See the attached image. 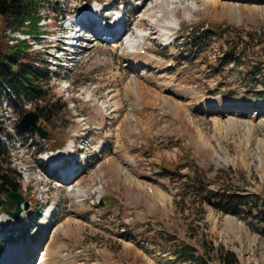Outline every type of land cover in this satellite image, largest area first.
I'll return each instance as SVG.
<instances>
[{
    "label": "rangeland",
    "instance_id": "374dc122",
    "mask_svg": "<svg viewBox=\"0 0 264 264\" xmlns=\"http://www.w3.org/2000/svg\"><path fill=\"white\" fill-rule=\"evenodd\" d=\"M93 1L129 6L127 32L117 42L90 36L82 42L67 69L42 82L45 97L33 101V109L44 108L38 123L48 137L18 131L26 152L0 158L2 168L17 173L12 180L30 188L26 197L37 199L41 213L21 231L26 224L0 202V228L6 229L0 264H191L173 251L182 244L216 261L204 243L232 252L238 264H264V226L255 218L264 205L223 213L202 193L255 194L264 201V4L147 0L138 12L141 4L131 0H56L37 12L51 18L47 33H57L60 16L69 11L72 21ZM153 11L158 18L151 20ZM172 16L177 26L165 46ZM2 22L0 52L6 53L1 32L9 25ZM39 32L34 24L29 29ZM141 32L145 40L136 54L145 50L152 66L137 63L125 42ZM194 34L199 39L192 42ZM227 47L236 51L233 60ZM72 145L70 159L80 173L67 180L73 183H60L41 158ZM68 185L84 194L73 195ZM45 205H51L48 214ZM36 238L26 263L20 250Z\"/></svg>",
    "mask_w": 264,
    "mask_h": 264
},
{
    "label": "trees",
    "instance_id": "16d2710c",
    "mask_svg": "<svg viewBox=\"0 0 264 264\" xmlns=\"http://www.w3.org/2000/svg\"><path fill=\"white\" fill-rule=\"evenodd\" d=\"M250 1L255 4H264V0ZM35 5H37L35 0H0V18L3 19L2 25L6 22V25L20 27L25 20H29L31 22V27L33 24L38 27L37 22L40 18L34 13ZM191 37L190 41L192 42L199 39L195 34ZM234 50L235 49L231 47H227L226 53L229 54L230 60H233L235 57L234 53L236 51ZM7 51L8 52L6 53L0 52V86H6L13 92L14 95H12L13 97L11 98V101L14 103L15 107H17L23 99H26L28 102H35L44 98L45 95H43L41 84L43 81L47 80V73H45L44 70L35 67L32 62L28 60V45L21 43L12 48L7 47ZM241 64L246 63L243 61ZM252 68V73H255L254 69L256 70L257 67ZM259 77V83L263 87L259 95H264V75L261 74ZM254 80L256 79L254 78ZM35 110L38 112L39 116H41L44 108H36ZM29 131L33 132L32 129H29ZM6 155V149L0 141V158L6 157ZM1 163L2 161H0V202L4 204L5 208L13 209L14 206L8 202L7 196L11 192L21 194L22 189L19 187L18 183L12 180L13 177L10 176L14 175V177H17V173L14 170H5L1 167ZM207 190L208 189L202 191V193H205L206 195L205 200L209 203L212 202L211 204L223 213L237 214L243 205L249 206L250 208L257 207L259 202L264 205V201L255 194H241L238 192L213 193ZM34 204L35 209H32L30 213L33 214V216L31 215L29 220L36 222L37 220L35 218L39 217L40 214L38 212L36 199L34 200ZM255 218H257L264 226V213L262 211H260ZM22 222L26 224L25 221ZM28 226L29 225L26 224L25 229L22 228L20 230L27 231ZM206 245L204 243L203 251H212L216 261L210 256L205 257L195 255L196 249L188 244L177 245L174 247L173 251H179L178 258L181 261H189L191 264H238L237 259L232 252H228V250L223 247H211L212 249H210L209 245H207V247Z\"/></svg>",
    "mask_w": 264,
    "mask_h": 264
},
{
    "label": "built area",
    "instance_id": "2783aa9c",
    "mask_svg": "<svg viewBox=\"0 0 264 264\" xmlns=\"http://www.w3.org/2000/svg\"><path fill=\"white\" fill-rule=\"evenodd\" d=\"M38 1H40V4L43 5L45 3H48L50 0H38ZM38 14L42 15V18H44L46 15L43 12H38ZM49 21L50 20L47 19L42 20L39 23V26L41 28L45 27ZM26 25H29V22H25L24 27L21 29L7 28L3 31L2 35L10 45L16 44L18 41H24V42L27 41V43L31 44L33 48L35 49L40 48V45L36 43L35 38H33L31 35H26V33L23 31L26 30ZM39 38L44 39L45 37L41 35L39 36ZM47 61H49V59ZM50 67L53 68L55 67V65H53L52 63ZM9 96H11L9 89H0V141L2 145L6 148L8 153L9 154L12 153V155H14L16 153L26 152V142L23 141V137L17 130V123L19 120V116L15 113L13 106L10 104ZM19 106L23 110H30L32 108V104L30 102H26V99H23L22 103L19 104ZM23 133L26 134L28 132H23ZM40 154L41 153H38L37 156H40ZM43 158L44 156L41 158V160H43ZM28 188L22 187L23 192L31 193L30 189L29 191L27 190Z\"/></svg>",
    "mask_w": 264,
    "mask_h": 264
},
{
    "label": "bare ground",
    "instance_id": "6f19581e",
    "mask_svg": "<svg viewBox=\"0 0 264 264\" xmlns=\"http://www.w3.org/2000/svg\"><path fill=\"white\" fill-rule=\"evenodd\" d=\"M129 1V0H128ZM145 1H147V0H143V1H139V0H131V2H133L134 4H135V6L137 7V6H139V4H141L137 9H136V11H138V12H140V10H141V6L144 4V2ZM130 2H128V4H129ZM146 5V4H145ZM135 7V8H136ZM145 6H143V8H144ZM206 7H213V3H211L210 5H206ZM91 8V7H90ZM92 10V11H91ZM96 12H97V9H96V6L94 7V8H91V9H89V13H84V14H82L81 16H84L85 18H89L87 15H90L92 18H94V16L96 15ZM157 11H153L152 13H150V14H148L147 15V17L149 18V19H151V20H153V19H157L158 18V16H157V13H156ZM79 17V16H78ZM123 17V16H122ZM85 18H83L82 19V23L84 24V26H86V20L87 19H85ZM77 19V17L76 18H73L72 19V21H74V20H76ZM117 19L118 18H116V19H114V21L112 22V23H106V27H109L110 29H111V33H112V35L114 36V40H113V42H117L118 40H120L121 39V37L124 35H121V33H118V34H115V33H113V30H114V24H115V22L117 21ZM70 21H71V19H69ZM69 21V22H70ZM71 21V22H72ZM177 22V19L175 18V16H172V21H168L167 22V25H168V28H166L165 30H166V32H165V34H164V39H167V37L173 32V30L172 29H174L175 28V26H176V23ZM94 26H97V23L95 22L94 23ZM103 30H105V29H103L102 27H100V29H99V31H103ZM129 38V39H128ZM128 38H126V44H127V47H128V50L131 52V53H133L134 55H133V58L135 59L136 57L138 58V61H137V63L139 62V64H140V61H141V64L140 65H148V66H152L153 65V63L155 62L154 60H151L150 58H147L148 56H146V54H144V55H140V53H139V57L137 56V54H136V52H137V49H138V47H139V45L141 44V42L142 41H144L145 40V35H144V33H132ZM74 39V38H73ZM70 44H72V42H70ZM142 48V47H141ZM139 58H140V60H139ZM146 59H149L148 61H146ZM65 154H67V149H64V150H59V151H57V152H55V153H52V154H50L49 155V157L47 158V160H49V162H55V161H57L60 157H63V156H65ZM73 179L71 180V181H68L67 183H70V182H72L73 183ZM66 184V183H65ZM69 186V189L70 188H72V185H68ZM68 189V192H70V193H72L73 195H75V196H80V195H83L84 194V191L82 190V189H73V190H69ZM75 193V194H74ZM42 224H46V220H43V222H42ZM38 241H39V239H35V240H33L32 242H30L29 243V247L28 246H26V247H22L21 248V250L20 251H22L19 255H20V257L22 258V259H24V258H26L25 260H26V263H28L32 258H33V256H34V253H35V251H36V249H37V245H38ZM5 251H15L14 249L12 250V249H6ZM27 251V252H26ZM48 253V252H47ZM7 255V254H6ZM44 256L46 255L47 256V254L46 253H44L43 254ZM18 256V255H17ZM43 256V257H44ZM14 259H15V261L14 262H17L18 263V261L16 260V258L14 257ZM43 259V258H42Z\"/></svg>",
    "mask_w": 264,
    "mask_h": 264
},
{
    "label": "water",
    "instance_id": "95a60500",
    "mask_svg": "<svg viewBox=\"0 0 264 264\" xmlns=\"http://www.w3.org/2000/svg\"><path fill=\"white\" fill-rule=\"evenodd\" d=\"M39 114L36 111H29L24 113L19 120V127L21 129H33L38 137L47 138L48 132L43 129V127L38 123ZM7 200L14 206L12 211L7 210L6 214L11 216V218L17 219L20 216L22 211L21 205L24 203V206L27 207V203L24 202V198L20 193L11 192L7 196Z\"/></svg>",
    "mask_w": 264,
    "mask_h": 264
}]
</instances>
